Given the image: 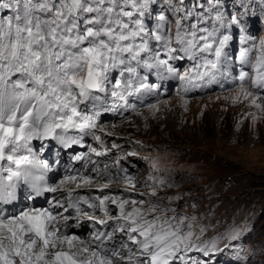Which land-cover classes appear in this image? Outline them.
Returning a JSON list of instances; mask_svg holds the SVG:
<instances>
[{"label": "snow or ice", "instance_id": "1", "mask_svg": "<svg viewBox=\"0 0 264 264\" xmlns=\"http://www.w3.org/2000/svg\"><path fill=\"white\" fill-rule=\"evenodd\" d=\"M163 2L167 8L154 15L158 0H0V204H11L20 196L27 201L45 192L66 191L69 206L78 211L80 202L89 208L98 206L107 219L94 215L88 219L100 225L115 220L116 231L129 242L123 245L124 252L108 249L105 240L112 238V232L100 231L93 235L95 243H86L62 233L57 214L50 209L25 204L18 212L0 210V264H189V252L209 253L208 245L194 243V237H199L188 223L194 218L145 199V193H138L140 199L94 197L99 205L87 196H78L73 204L74 189L38 183L44 181V175H33L38 166L49 170L47 163L36 159L30 146L33 139L64 140L58 130L70 128L87 134L86 130L97 127L101 111L96 105L105 96L134 109L129 97L158 91L160 86L149 83V76L142 75L140 69L167 72L182 82L185 91L217 79L229 58L225 49L232 39L221 30L235 28L246 33L245 16L251 5L242 0L244 12L226 15L220 10L221 0ZM259 6L264 12V0ZM152 19L154 26L148 23ZM241 41L252 42L240 50L239 59L250 65L255 75L242 70L240 88L245 99L253 97L252 104L260 108L264 39L257 45L246 33ZM254 50L260 55L253 63L250 56ZM183 59L193 62L183 72L170 64ZM249 79L255 95L247 90ZM91 151L97 156L106 154L95 148ZM80 180L91 183L87 176ZM76 181V176H65L60 184ZM22 184L30 191L22 192ZM75 187L81 184L75 183ZM108 187L107 183L100 185V191ZM131 188L134 191L135 184ZM147 195L157 196L155 187ZM108 201L119 210L118 215L110 214ZM57 205L64 207L60 201ZM232 232V239H239L240 232ZM215 247L213 243L212 249Z\"/></svg>", "mask_w": 264, "mask_h": 264}, {"label": "rangeland", "instance_id": "2", "mask_svg": "<svg viewBox=\"0 0 264 264\" xmlns=\"http://www.w3.org/2000/svg\"><path fill=\"white\" fill-rule=\"evenodd\" d=\"M241 2L221 0L220 10L226 15L244 12ZM244 2L251 5L245 20L258 40L264 39L260 0ZM159 4L165 5L163 0ZM259 95L260 108L235 87L167 95L153 103V114L148 105L98 128L110 143L130 152L135 163L134 178L111 188L128 198L145 193V199L194 218L188 221L199 237L194 243L208 245L210 251L189 252V263L264 264V91ZM91 183L82 182L80 188L102 185ZM152 187L155 197L147 195ZM233 229L240 232L239 239H232Z\"/></svg>", "mask_w": 264, "mask_h": 264}, {"label": "clouds", "instance_id": "3", "mask_svg": "<svg viewBox=\"0 0 264 264\" xmlns=\"http://www.w3.org/2000/svg\"><path fill=\"white\" fill-rule=\"evenodd\" d=\"M257 36V35H256ZM237 86H240V85H235V86H233V87H237ZM246 86L247 87H249L251 90H255L256 91V89H253L252 87H251V83H248V84H246ZM231 88V87H230ZM226 89H229V88H226ZM167 95H182V94H174V93H171V94H166V95H164V96H167ZM186 95H189V94H186ZM164 96H162V97H164ZM161 97V98H162ZM161 98L157 101V102H159L160 100H161ZM157 102H154V103H157ZM111 156H113V155H111ZM127 159L132 163V165H128L127 163H125V165H126V167H127V172L128 173H130V179H133L134 178V173L135 172H133V171H131V169L132 168H134L135 166V163H133V161L130 159V156H128L127 158H126V162H127ZM100 165H101V163H100ZM106 171H101V172H96V174L98 175V174H101V179H103V181H102V183L104 184V182L105 183H108V185H109V187L111 186L110 184H113V183H121V182H125V181H128L129 179L128 178H123V176H122V173H121V171H112V170H109L108 171V173H110L111 174V178L110 179H108L107 177H106ZM77 182V181H76ZM80 183H82V181H79ZM79 182H77V183H79ZM102 184V185H103ZM64 187H68V186H64ZM97 187H100V186H97ZM94 188H96V187H94ZM89 189V188H88ZM108 190H111V191H108ZM116 189L114 188H107V189H104V192H108V193H112V194H119V195H121V196H123V197H127V195L126 194H122L121 192H117L116 193ZM128 198V197H127ZM113 206H111V213L110 214H112L113 216H115V215H118L119 214V211L117 210H114V208H112ZM89 215H94L96 218H100L101 216H103V217H105V215H104V213L101 215V212L100 213H95V212H90V211H87V216H89ZM66 216H68V215H66ZM65 215H64V217H66ZM72 216V215H71ZM77 217L79 218L78 220H81V222H84L83 221V219H85V215L83 214H79V215H77ZM77 217H74L73 218V220H77L76 218ZM105 219H107V217H105ZM73 222V221H72ZM110 222H112V220L110 219V220H108V223H110ZM61 223V221L60 222H58V225ZM111 224V223H110ZM62 225V224H61ZM107 225H109V224H107ZM114 229V228H113ZM69 231L66 233L67 235H69V233H71V232H75V229L72 227V228H70V229H68ZM66 231V230H65ZM75 233H77V232H75ZM119 236V235H118ZM120 237V236H119ZM117 239H118V245L121 247V249L119 250L120 252H124L125 251V249L123 248V245L125 244V243H129L128 241H127V237L126 236H124V235H121V238L119 239L118 237H117ZM81 240H84V239H81ZM87 240V239H86ZM89 243V242H88ZM197 244H199V243H197ZM200 245V244H199ZM134 247V246H133ZM201 252H203V251H201ZM189 264H192V263H189Z\"/></svg>", "mask_w": 264, "mask_h": 264}, {"label": "bare ground", "instance_id": "4", "mask_svg": "<svg viewBox=\"0 0 264 264\" xmlns=\"http://www.w3.org/2000/svg\"><path fill=\"white\" fill-rule=\"evenodd\" d=\"M235 88H240V86L239 87H235ZM186 95V94H185ZM184 95V96H185ZM184 96H179V97H184ZM161 101V100H160ZM159 103V102H158ZM152 105V104H151ZM152 109V107H149V113H154V112H157V111H152L151 110ZM91 147L89 148V152H88V159H87V162L84 164V171H83V174H85V176H88V177H90L91 179H92V177H93V181H92V183L94 182H101V184H103L102 183V181H103V179H101V174H96V170L94 171L93 170V168L95 167V165L93 164V159H92V151H91ZM96 169V168H95ZM76 183V182H75ZM75 183H72V182H69V183H67V184H64V185H59V186H68V187H75ZM80 183V182H79ZM91 183V184H92ZM94 185V184H93ZM96 185H97V183H96ZM99 186V185H98ZM82 187V186H81ZM84 187V186H83ZM87 187V186H86ZM76 188V187H75ZM117 192V191H116ZM60 215H62L63 216V214H58L57 215V217H58V222H60V220L61 219H63L62 217H59ZM60 224H64V223H60ZM84 241L86 242V243H88V241L86 240V239H84ZM67 246L65 245V248H66Z\"/></svg>", "mask_w": 264, "mask_h": 264}, {"label": "trees", "instance_id": "5", "mask_svg": "<svg viewBox=\"0 0 264 264\" xmlns=\"http://www.w3.org/2000/svg\"><path fill=\"white\" fill-rule=\"evenodd\" d=\"M211 131H214L213 129H211Z\"/></svg>", "mask_w": 264, "mask_h": 264}, {"label": "water", "instance_id": "6", "mask_svg": "<svg viewBox=\"0 0 264 264\" xmlns=\"http://www.w3.org/2000/svg\"><path fill=\"white\" fill-rule=\"evenodd\" d=\"M194 94H197V93H194ZM199 94V93H198Z\"/></svg>", "mask_w": 264, "mask_h": 264}]
</instances>
